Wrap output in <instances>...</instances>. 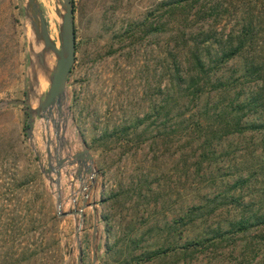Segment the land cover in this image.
Instances as JSON below:
<instances>
[{"label": "rangeland", "instance_id": "obj_1", "mask_svg": "<svg viewBox=\"0 0 264 264\" xmlns=\"http://www.w3.org/2000/svg\"><path fill=\"white\" fill-rule=\"evenodd\" d=\"M74 1L77 57L61 138L51 122L48 133L44 120L34 117L33 147L27 136L28 107L0 105V264H77L79 217L60 218L58 208L60 203L64 214L81 208L82 188L92 179L97 264H224L229 243L211 257L182 247L209 236L219 224L228 229L235 199L254 215L264 212V132L227 135L205 151L196 139L187 140L186 113L190 117L221 99L232 102L237 91L246 93L249 86L226 93L209 87L188 110L184 103L193 89L187 92L188 83L181 79H187L189 67L183 55L196 47L191 39L206 36L199 35L201 25H185L212 9L221 17L217 32L238 35L245 13L258 1L195 0L173 16L164 5L179 0ZM38 2L60 48V4ZM27 4L0 0V103L30 100L37 107L50 87L56 56L48 51L40 62L44 43L36 38ZM259 26L264 28V21ZM212 41L206 50L214 55L221 40L215 36ZM246 57L213 69L210 82L242 75ZM85 149L93 163L77 158ZM203 157L209 158L203 162ZM241 177L249 181L242 190L235 184ZM94 222L88 208L81 235L83 264L92 263Z\"/></svg>", "mask_w": 264, "mask_h": 264}, {"label": "trees", "instance_id": "obj_2", "mask_svg": "<svg viewBox=\"0 0 264 264\" xmlns=\"http://www.w3.org/2000/svg\"><path fill=\"white\" fill-rule=\"evenodd\" d=\"M194 1L179 0L167 3L164 7L170 16H173L177 10L190 7ZM257 1L258 4L250 12L245 13L241 20L243 22L242 29L238 35L236 34L237 36L234 35V32L228 35L225 31L217 32L220 28L217 27V24L221 17L212 9H210L209 15L192 21L194 22L193 25L190 20H187L185 25L187 28L201 25L199 35L206 36V39L201 41L191 39L196 43V47L186 49L183 55L185 57L184 63L189 66V71L187 69L184 75L187 79H181L184 83H188L187 92L193 89L192 93H188L184 103L188 110V106L192 102L200 101L209 87L216 92L218 90L228 92L249 86L246 93L237 91L232 102L224 103L221 99L217 104H207V107L200 112L199 110L191 112L190 117L186 113L184 116L187 124L185 128L190 130V134L188 133L186 136L187 140L194 141L196 139L203 146L204 151L207 147H211L215 140L220 141L227 135H243L249 130L264 132V28L258 30L259 24L263 26L264 0ZM200 2L201 0L197 4ZM72 4L75 14L74 0H72ZM185 4L186 7L183 8ZM75 31L77 38L76 24ZM178 33L180 35L183 31L180 29ZM215 36L219 37L221 42L217 44L218 48L214 50V55H212L211 50H206V48L207 43L211 42ZM258 41H261L262 44H259ZM215 42L217 41L215 40ZM243 54H246L247 57L242 75L232 76L231 80L228 81L217 79L215 82H210L208 76L213 69L220 71L228 65L231 59ZM210 62L212 65L208 66ZM218 94L221 97V94ZM188 110L187 112H189ZM251 117L254 118L252 121L250 120ZM207 121H210V124H204ZM201 156H203V152ZM208 158L203 157L202 161L205 162L204 160H208ZM248 182L247 178L241 177L237 179L235 184H237V188L242 190ZM237 202L239 199L234 200L236 208L232 213L233 218L230 217L227 221L228 229H224L219 224L209 236L187 243L182 247V250L186 252L199 251L211 257L219 250L220 245L229 243L227 248L232 249L228 250L229 255L225 256L224 264H232V260H235V264H264V212L254 215L250 206Z\"/></svg>", "mask_w": 264, "mask_h": 264}, {"label": "water", "instance_id": "obj_3", "mask_svg": "<svg viewBox=\"0 0 264 264\" xmlns=\"http://www.w3.org/2000/svg\"><path fill=\"white\" fill-rule=\"evenodd\" d=\"M62 9V25H61V47L58 48L56 44L52 41L48 25L45 21L44 14L40 8L38 0H28L27 11L28 16L31 20V24L38 41L44 43V50L39 54L40 62L43 63L44 54L48 51H52L56 56V65L51 71L50 75V87L46 95L41 96L38 101V106L34 107L30 100H11L7 102L0 103V105H22L27 106L29 111V127L27 130V136L31 141L33 146V133H34V117H39L44 120L46 130L50 131V122L56 129L57 138L60 137L61 120L64 117V104L68 98V87L69 81L76 63L77 57V38L75 31V17L73 11L72 0H57ZM70 111V109H69ZM58 115V118L55 117ZM50 135H48V140H50ZM34 147V146H33ZM38 155V153H37ZM77 158L85 159L87 162L93 163V156L89 149H85L83 153L77 155ZM62 161H59V166L62 165ZM88 172L92 173V166H87ZM53 169H51L52 171ZM45 175L48 172L44 171ZM58 178H60V169L56 170ZM59 180L56 181L59 186ZM94 179H92L91 185H86L82 188L83 200L81 208L75 207L69 213H62L61 204L59 203L58 216L60 218L68 216L79 217L76 224L75 232V242L76 249L78 251L77 264L84 263V249L82 246V230L86 218V210L92 208L94 211L95 222L93 227L92 235V263H98V250H97V235H98V214L96 203H90V196L94 185ZM60 201V200H59Z\"/></svg>", "mask_w": 264, "mask_h": 264}, {"label": "bare ground", "instance_id": "obj_4", "mask_svg": "<svg viewBox=\"0 0 264 264\" xmlns=\"http://www.w3.org/2000/svg\"><path fill=\"white\" fill-rule=\"evenodd\" d=\"M40 2V1H39ZM51 37H52V35H51Z\"/></svg>", "mask_w": 264, "mask_h": 264}]
</instances>
